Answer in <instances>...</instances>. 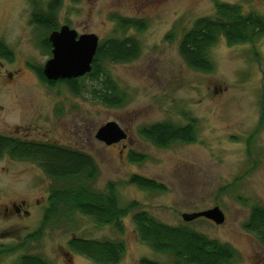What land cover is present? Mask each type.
Instances as JSON below:
<instances>
[{
    "label": "rangeland",
    "instance_id": "rangeland-1",
    "mask_svg": "<svg viewBox=\"0 0 264 264\" xmlns=\"http://www.w3.org/2000/svg\"><path fill=\"white\" fill-rule=\"evenodd\" d=\"M51 1L39 0L40 8L46 10ZM59 1V28L68 26L79 36L94 34L100 43L133 38L141 45L135 61L102 64L125 102L113 108L102 105L96 96L102 82L86 75L79 81V95L66 86L43 83L36 69H43L52 53L41 46L45 32L32 21L31 1L0 0V44L13 54L11 62L0 59V135L88 155L98 171L92 187L104 193L114 184L120 207L134 208L122 219V232L99 226L80 212L58 222L53 218L44 228L54 181L37 163L4 157L0 264H20L23 256L48 264H99L72 249L71 241L78 238L122 242L125 252L118 264L143 259L173 264L171 254L157 253L140 240L133 218L141 212L230 246L236 252L233 264H264V245L244 228L251 208L264 207V36L254 44L234 46L222 37L209 51L214 64L209 74L187 67L179 51L182 36L197 20L217 17V4L239 5L244 14L264 19V0ZM115 15L145 22L146 29L120 31L111 19ZM191 121L197 132L192 144L158 148L141 135L143 128L158 123L186 126ZM110 122L127 139L107 146L96 135ZM131 153L144 159L131 162ZM134 176L166 190H143L132 181ZM216 207L225 217L221 225L205 218L183 220Z\"/></svg>",
    "mask_w": 264,
    "mask_h": 264
},
{
    "label": "trees",
    "instance_id": "trees-1",
    "mask_svg": "<svg viewBox=\"0 0 264 264\" xmlns=\"http://www.w3.org/2000/svg\"><path fill=\"white\" fill-rule=\"evenodd\" d=\"M33 8L32 21L45 36L41 46L52 51L49 36L58 31V14L61 9L59 0H52L46 10L40 8L39 0H30ZM216 18L197 20L192 28L185 32L180 42V55L190 69L201 73H212L214 64L209 51L223 37L229 46L254 44L264 36V19L256 14H244L239 5L219 3L216 6ZM117 22L120 31L135 30L143 32L147 24L117 15L111 18ZM142 52L141 45L133 38L124 40L110 39L99 44L90 74L94 81L102 82L101 90L96 91L97 100L104 106L120 107L125 96L119 87L111 81L102 70L104 62L129 63L137 60ZM0 59L12 61L13 54L0 44ZM37 70L40 80L48 86H66L74 95H79V79L48 81L43 69ZM85 76V77H86ZM103 78V81L101 78ZM195 121L186 126L169 122L158 123L143 128L141 135L158 148H168L174 143L192 144L196 140ZM10 157L14 160L37 163L46 176L54 181L50 191L49 207L45 214L43 227L54 218L58 222L63 216L69 218L74 212L91 217L99 226H111L123 231L122 219L128 216L134 205L123 209L119 205L114 184L107 190L98 192L92 187L98 171L93 160L86 154L69 148L46 143L20 141L0 135V160ZM144 157L131 153V162H142ZM132 181L141 189L153 192H164L166 187L141 176L132 177ZM55 216V217H54ZM140 240L149 245L155 252L171 254L173 264H233L236 252L228 245L211 240L206 236L186 227H171L162 224L147 212H141L133 218ZM43 228V229H44ZM244 228L256 234L264 245V207L253 206ZM42 229V231H43ZM36 234L39 236L42 232ZM35 239L34 236L29 237ZM72 249L99 264H118L125 252L122 242L110 240L74 239ZM20 264H48L35 256H23ZM140 264H160L143 259Z\"/></svg>",
    "mask_w": 264,
    "mask_h": 264
},
{
    "label": "water",
    "instance_id": "water-1",
    "mask_svg": "<svg viewBox=\"0 0 264 264\" xmlns=\"http://www.w3.org/2000/svg\"><path fill=\"white\" fill-rule=\"evenodd\" d=\"M52 47V58L43 68V74L48 81L74 80L89 74L99 47V38L94 34L78 35L68 26H62L49 36ZM97 140L107 146L119 144L127 139V133L114 122L102 126L96 135ZM205 218L216 225L225 221L224 214L219 208L205 212L184 215L185 222Z\"/></svg>",
    "mask_w": 264,
    "mask_h": 264
},
{
    "label": "flooded vegetation",
    "instance_id": "flooded-vegetation-1",
    "mask_svg": "<svg viewBox=\"0 0 264 264\" xmlns=\"http://www.w3.org/2000/svg\"><path fill=\"white\" fill-rule=\"evenodd\" d=\"M84 78V77H83ZM13 209L15 210V212L17 213V214H22L23 212H22V209L21 208H19V207H17V206H13ZM27 214V213H26Z\"/></svg>",
    "mask_w": 264,
    "mask_h": 264
}]
</instances>
